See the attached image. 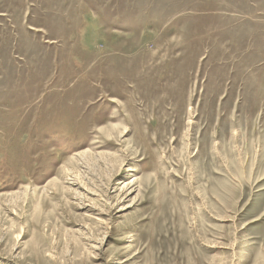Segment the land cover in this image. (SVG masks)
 I'll return each mask as SVG.
<instances>
[{"label":"rangeland","instance_id":"374dc122","mask_svg":"<svg viewBox=\"0 0 264 264\" xmlns=\"http://www.w3.org/2000/svg\"><path fill=\"white\" fill-rule=\"evenodd\" d=\"M0 264H264V0H0Z\"/></svg>","mask_w":264,"mask_h":264},{"label":"bare ground","instance_id":"6f19581e","mask_svg":"<svg viewBox=\"0 0 264 264\" xmlns=\"http://www.w3.org/2000/svg\"><path fill=\"white\" fill-rule=\"evenodd\" d=\"M84 157V156H83Z\"/></svg>","mask_w":264,"mask_h":264}]
</instances>
